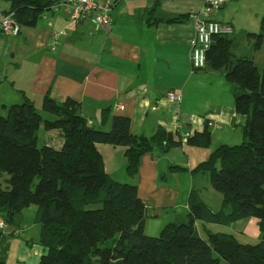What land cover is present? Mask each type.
I'll use <instances>...</instances> for the list:
<instances>
[{
  "label": "crops",
  "instance_id": "crops-1",
  "mask_svg": "<svg viewBox=\"0 0 264 264\" xmlns=\"http://www.w3.org/2000/svg\"><path fill=\"white\" fill-rule=\"evenodd\" d=\"M206 8L204 0H122L111 11V28L101 29L91 21L73 23L57 7L34 26H23L17 37L0 35L1 103L29 98L38 110L50 94L60 102L78 103L79 114L96 129L109 131L114 117L125 116L133 134L148 137L159 128L193 134L208 126L209 147L182 138L180 146L167 153L145 154L136 179L127 173L124 146L96 144L109 175L122 183L137 182L139 198L147 207V235L159 236L166 225L189 221L194 186L207 205L222 210L224 196L213 189L207 175L195 181L192 172L220 146L243 139L247 116L236 112L225 73L196 72L192 67L194 25L189 17ZM11 9L10 1L0 0V12ZM210 18L232 27L230 38L243 42L246 49H239L232 38L233 54L252 59L264 71V0H230ZM250 33L263 34L260 50ZM169 92L181 95V100L166 99ZM118 103L125 109L117 111ZM38 137L40 145L57 151L65 143L62 130L44 125ZM37 213L38 208L31 206L23 210L19 227L7 225L0 238V264H40L46 248ZM204 224L199 223L204 237L209 231L222 232L224 226Z\"/></svg>",
  "mask_w": 264,
  "mask_h": 264
},
{
  "label": "trees",
  "instance_id": "trees-1",
  "mask_svg": "<svg viewBox=\"0 0 264 264\" xmlns=\"http://www.w3.org/2000/svg\"><path fill=\"white\" fill-rule=\"evenodd\" d=\"M7 1L21 27L34 26L57 4ZM249 37L260 50L263 34ZM232 45L230 36L215 37L205 69L224 72L231 84L236 112L247 116L243 142L220 146L192 172L195 181L209 177L224 196V206L213 210L194 186L189 221L168 224L159 236L145 233L147 207L137 182L122 183L109 175L96 144L124 146L127 173L136 179L143 155L180 146L179 130L135 135L125 116L114 117L109 131L96 129L79 114L78 103L60 102L50 94L43 99L42 113L29 98L12 105L0 102V215L7 225L19 227L23 210L38 208L46 248L40 264H264V71L252 59L235 58ZM42 125L63 131L62 150L39 144ZM188 140L209 147L208 126ZM251 217L260 231L255 245L223 232L209 231L204 237L199 229L200 222L228 226Z\"/></svg>",
  "mask_w": 264,
  "mask_h": 264
},
{
  "label": "built area",
  "instance_id": "built-area-1",
  "mask_svg": "<svg viewBox=\"0 0 264 264\" xmlns=\"http://www.w3.org/2000/svg\"><path fill=\"white\" fill-rule=\"evenodd\" d=\"M122 0H59L56 8H62L69 20L73 23L91 21L98 28L109 29L113 24L112 9ZM230 0H204L207 8L200 13L192 14L190 19L194 25V37L191 41V62L194 71H201L207 65V54L211 49L215 37L231 36L233 29L220 22L212 20L210 14L222 9ZM22 31L21 25L16 21L11 11L0 12V34L4 37H17ZM58 43L53 44L56 50ZM166 99L178 102L181 95L169 92ZM117 111L124 110L120 103L115 104ZM89 125L92 121L88 122ZM181 137L187 139L191 136L190 130L180 131ZM7 223L0 215V229L6 230Z\"/></svg>",
  "mask_w": 264,
  "mask_h": 264
},
{
  "label": "rangeland",
  "instance_id": "rangeland-1",
  "mask_svg": "<svg viewBox=\"0 0 264 264\" xmlns=\"http://www.w3.org/2000/svg\"><path fill=\"white\" fill-rule=\"evenodd\" d=\"M232 38L235 39V36H233ZM236 39L235 40L237 41V44H236L237 48L246 49L243 42L240 40V38L238 37ZM52 50H53V48H52ZM235 58H239V57L236 56ZM38 111L40 113H42V108L41 109L38 108ZM212 132H213V130H212ZM236 142L237 143H231V145L241 144L243 142V139H238ZM1 176H3V178L8 177V175L5 173H3ZM147 230L150 232V230H151L150 225L148 226ZM238 230L243 231V233H241ZM221 231L225 234H230V235H234L235 232H237L234 236L240 243L255 245L259 242L258 241L259 240L258 234L260 231H259V227H258V220L256 218H253V217L245 218L242 221L241 220L238 221V224L236 225V229H235V223H232L228 226H221ZM149 236H153V235H149ZM155 236H157V235H155Z\"/></svg>",
  "mask_w": 264,
  "mask_h": 264
}]
</instances>
